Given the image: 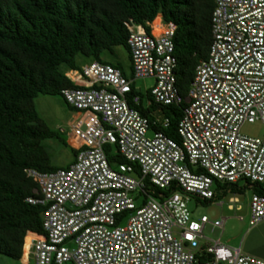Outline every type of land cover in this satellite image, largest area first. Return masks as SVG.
<instances>
[{
  "label": "built area",
  "instance_id": "built-area-1",
  "mask_svg": "<svg viewBox=\"0 0 264 264\" xmlns=\"http://www.w3.org/2000/svg\"><path fill=\"white\" fill-rule=\"evenodd\" d=\"M126 27L131 79L100 62L67 72L77 87L61 95L80 115L72 130L82 147L68 167L26 171L38 187L27 202L44 209L43 234H27L21 260L264 264L220 243L203 244L210 221L194 220L189 209L192 199L215 200L217 184L264 186V138L241 133L245 123H264V0H215L209 55L197 66L186 99L177 88V25L159 15L147 23L150 33L133 21ZM149 79L155 81L152 101L183 107L178 141L163 132L149 136L159 121L141 114L142 97L133 88ZM109 146L126 162L112 167ZM263 221L264 195L253 193L249 226ZM226 222L212 226L224 231Z\"/></svg>",
  "mask_w": 264,
  "mask_h": 264
},
{
  "label": "trees",
  "instance_id": "trees-1",
  "mask_svg": "<svg viewBox=\"0 0 264 264\" xmlns=\"http://www.w3.org/2000/svg\"><path fill=\"white\" fill-rule=\"evenodd\" d=\"M214 9L215 0H0V255L21 260L27 234H43L44 209L27 202L38 187L26 171L59 169L43 145L55 133L39 116L35 100L76 88L67 72L83 68L81 55L112 65L105 55L118 58L117 48H124L132 64L126 23L150 33L147 23L159 15L177 25V88L186 99L197 66L209 55ZM115 68L122 70L120 63ZM141 97L138 110L150 122L159 121L151 129L178 141L183 107L159 105L150 93ZM148 99L151 104L144 106ZM165 119L167 129L161 125ZM106 151L112 167L126 162L112 147ZM246 182L264 195V186ZM236 185L217 184L216 198L238 192Z\"/></svg>",
  "mask_w": 264,
  "mask_h": 264
},
{
  "label": "rangeland",
  "instance_id": "rangeland-1",
  "mask_svg": "<svg viewBox=\"0 0 264 264\" xmlns=\"http://www.w3.org/2000/svg\"><path fill=\"white\" fill-rule=\"evenodd\" d=\"M118 58L106 54L105 57L115 67L117 63L122 66L124 75L131 79L133 77V69L127 52L124 48H117ZM78 63H89L92 59L79 56ZM155 85V81L137 80L133 84L135 91L141 96H146ZM148 105L145 100L144 106ZM36 110L39 116L46 122L48 127L55 133L51 139L43 141V145L51 159V165L55 168H65L76 159L74 151L82 147L74 136L72 127L76 124L80 115L78 112L70 108L62 96H39L35 100ZM157 118L161 121L164 115L157 114ZM241 133L250 138H264V123H245L241 128ZM154 130H150L149 136H153ZM112 153H116V147L112 146ZM135 177V175H134ZM246 180L237 183L235 189L238 192L229 191L228 195L216 198L211 202L204 203L192 199L189 203V209L194 220L200 222L203 216H206L210 224L204 229L205 240L203 244L220 243L234 250L241 249L245 256H251L258 259H264V221L254 228L249 226L250 220V200L254 190L246 185ZM231 199H238V204H232ZM220 202L223 206L220 207ZM232 206L233 209H230ZM240 208V210H239ZM226 218L224 231L214 228L212 224ZM243 218V220H240ZM0 264H33L28 263L26 257L23 260L15 261L11 258L0 255Z\"/></svg>",
  "mask_w": 264,
  "mask_h": 264
},
{
  "label": "crops",
  "instance_id": "crops-1",
  "mask_svg": "<svg viewBox=\"0 0 264 264\" xmlns=\"http://www.w3.org/2000/svg\"><path fill=\"white\" fill-rule=\"evenodd\" d=\"M91 63H92V61H91V62H89V63H84V64H81V67L87 66V65H89V64H91ZM74 154H76V152H75V151H74ZM73 162H74V161H73ZM73 162H72V163H73ZM72 163H71V164H72ZM71 164H70V165H71ZM68 166H69V165H68ZM68 166H67V167H68ZM253 228H254V227H253ZM238 250H240V252H241V249H238ZM241 254H242V252H241Z\"/></svg>",
  "mask_w": 264,
  "mask_h": 264
}]
</instances>
